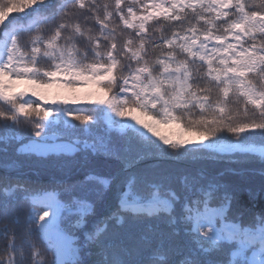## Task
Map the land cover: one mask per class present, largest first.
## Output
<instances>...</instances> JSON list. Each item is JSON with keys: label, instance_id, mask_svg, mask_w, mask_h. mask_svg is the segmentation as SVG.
<instances>
[{"label": "snow or ice", "instance_id": "1", "mask_svg": "<svg viewBox=\"0 0 264 264\" xmlns=\"http://www.w3.org/2000/svg\"><path fill=\"white\" fill-rule=\"evenodd\" d=\"M252 160L264 0H0V264H264Z\"/></svg>", "mask_w": 264, "mask_h": 264}, {"label": "trees", "instance_id": "2", "mask_svg": "<svg viewBox=\"0 0 264 264\" xmlns=\"http://www.w3.org/2000/svg\"><path fill=\"white\" fill-rule=\"evenodd\" d=\"M12 15H15V13H13ZM249 166H254V167H249ZM259 165H256L255 163H249L244 165V167H248V168H258ZM243 185L245 188H251L253 190V192L257 193V207L261 204L264 203V192H261V179H260V175L259 173L256 172V175L251 177V178H246L244 181H242ZM242 199L247 201L248 200V194L247 192H244L242 194Z\"/></svg>", "mask_w": 264, "mask_h": 264}, {"label": "rangeland", "instance_id": "3", "mask_svg": "<svg viewBox=\"0 0 264 264\" xmlns=\"http://www.w3.org/2000/svg\"><path fill=\"white\" fill-rule=\"evenodd\" d=\"M22 87V86H21ZM19 90V89H18ZM83 91H86V90H82V92ZM249 163H255L256 165H259L258 166V168H254L255 170H256V172L257 173H259V171H260V168H261V164H260V162H259V160H252V161H250ZM248 163V164H249ZM249 167H254V166H249ZM248 168V167H247ZM252 169V168H251Z\"/></svg>", "mask_w": 264, "mask_h": 264}]
</instances>
